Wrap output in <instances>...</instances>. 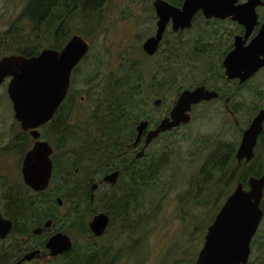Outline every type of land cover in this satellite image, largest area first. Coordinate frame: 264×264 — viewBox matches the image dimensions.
<instances>
[{"label":"rangeland","instance_id":"1","mask_svg":"<svg viewBox=\"0 0 264 264\" xmlns=\"http://www.w3.org/2000/svg\"><path fill=\"white\" fill-rule=\"evenodd\" d=\"M26 1L0 0V57L13 53L8 51L17 46L10 39L4 40V31L22 11ZM152 1L106 0L95 13L74 17L72 34L82 35L89 41L90 48L84 56L86 58L78 63L71 74L69 88L74 97V107L72 111H67H71L69 125L77 124L83 128L90 124L89 115L95 106L97 90L103 87L107 78H121L128 72L129 66L134 69L136 64H140L138 80L141 85V100L138 101L140 108L147 112L151 120H156L166 108L164 103L154 107L153 98L165 93L171 101L175 89L169 93L159 89L153 84L150 74L155 73V77L163 80V72L170 70V77L179 76L183 84L209 76L208 68L217 61L225 45L219 35L222 34L221 30L228 26L227 22H206L202 16H198L194 26L182 34L167 33L166 42L164 40L159 50L149 56L144 53L141 44L154 32L157 17L152 8ZM25 28L28 30L24 24L23 29ZM24 33L25 36L35 37L31 31ZM20 36L24 43V35L20 33ZM15 38L19 42L16 36ZM51 39L52 37L42 35L32 43L45 48L49 47ZM146 69L150 70L147 72ZM7 82L8 79L0 85V211L3 209V194L6 188L18 187L20 183V164L25 148V138L19 141L22 131L13 118L12 105L6 93ZM134 100L135 104L137 100ZM233 102L240 110L237 116L240 125H234L233 118L222 103L211 102L192 110L188 123L162 134L149 145L147 152L159 153L166 146L172 149L169 162L149 185L138 193L136 202L133 198L129 199L130 204L134 206V212L122 209L123 221H133V227L121 229V217L113 212L115 226L120 229L116 231L115 236L99 238L102 241L108 240L110 253L114 256L112 264H194L206 228L214 218V212L212 207H207L206 213H203L200 210L201 205L193 202L192 194L196 186H189V180L198 174V166L212 142L227 139L237 146L241 129L252 118L254 107L264 106V72L237 90ZM134 104H127V109L133 110ZM133 112L143 116L139 111ZM86 130L83 129L82 133ZM44 133L53 143L57 142L56 134L51 133L49 128L44 130ZM14 142H17L16 146L13 145ZM30 142L31 139L29 144ZM72 144V140H68L57 154L67 150L63 153L65 159L75 156L79 163L84 164L87 158L79 157L76 152L70 151ZM250 163L251 168H257L256 170L264 173V134ZM236 181L237 179L231 191ZM243 187L247 189L245 184ZM187 188L190 191L185 196ZM262 202L264 203V192ZM97 203V209L103 208L99 201ZM71 230L74 232L73 236L80 234L76 228ZM255 234L247 264H264V215ZM33 264L56 262L43 257Z\"/></svg>","mask_w":264,"mask_h":264},{"label":"water","instance_id":"2","mask_svg":"<svg viewBox=\"0 0 264 264\" xmlns=\"http://www.w3.org/2000/svg\"><path fill=\"white\" fill-rule=\"evenodd\" d=\"M235 1L183 0L178 7L166 0H154L152 5L157 16L156 29L153 35L143 41L142 50L147 55L154 54L158 50L169 20L171 19L174 30L190 27L193 15L198 10H201L205 18L231 16L232 19L247 25L249 5H235ZM250 8L253 10V5ZM261 30L262 34L259 37L263 38L264 23ZM257 41L258 39H254L246 46H242V42H235V47L223 60L224 72L228 78L236 77L243 82L258 67L264 65V60L259 58V52L257 53L254 48ZM89 48L90 43L87 39L79 33H73L59 49L45 47L35 55L10 53L0 57V85L8 79L6 93L12 105L13 118L18 122L20 130L27 131L34 140L21 164L24 183L33 191L47 188L53 168L52 146L48 141L39 139V129L53 118L70 87L72 70L84 58ZM217 95L216 91L208 90L204 86L183 90L169 115L146 133L144 146L137 155H141L148 143L160 132L180 123H187L192 104ZM154 105H159V99L154 100ZM263 121L264 109H261L241 133L235 151L236 160L244 159L248 162L253 158L257 138L263 129ZM147 124L146 120L138 123L136 138L132 145L138 143ZM118 175L119 172L114 170L102 176L99 182L108 183L113 187ZM96 186V183L92 184V190ZM247 186V189H244L243 183L238 181L231 193L226 196L206 228L194 264H247L252 237L264 215L260 206L264 192V174L250 175L247 178ZM107 221L108 217L103 213L93 217L90 227L95 235H100L104 231ZM10 229L11 221L0 214V238H4ZM47 246L55 253L62 252L71 247V239L63 234H56L49 240Z\"/></svg>","mask_w":264,"mask_h":264},{"label":"trees","instance_id":"3","mask_svg":"<svg viewBox=\"0 0 264 264\" xmlns=\"http://www.w3.org/2000/svg\"><path fill=\"white\" fill-rule=\"evenodd\" d=\"M106 0H27L22 11L13 20L9 27L4 31V40L10 39L16 43V47L8 52H15L26 56L35 55L41 49L40 44L32 43L33 40H38L42 35L52 37L49 47L59 49L70 38L73 31V21L76 15L88 16L90 13H95ZM28 27V30L24 27ZM25 31H31L35 37L25 36ZM23 34L25 42L21 36ZM15 36L19 39L16 41ZM48 42V41H46ZM19 43V44H18ZM44 44V43H43ZM86 58V57H85ZM84 58V59H85ZM76 69V67H75ZM128 72L120 78L109 77L103 83V87L97 90L94 104L89 115L90 124L86 127L78 126L77 124L66 125L64 120L56 122L57 116L63 117L64 113L70 110L67 107L65 111L62 103L55 116L46 124L45 128L53 133L61 132L65 129L68 139H60L57 144L54 143L57 150L72 140L73 144L69 147L70 151H74L79 157H86L84 164L79 163L75 156L68 160L63 157L64 150L54 157L55 171L53 182L59 185L58 174L62 169L67 172V182L62 186L61 190H72V198L77 203L75 198L76 190L86 189L90 182L100 176L106 170L118 167L120 162L122 172L119 182L116 186L110 189L108 194L109 207L108 210L115 214L123 215L122 209H129L134 212V206L130 204L129 199L133 198L136 202L138 193L149 185L156 173L163 165L169 161L172 149L168 146L164 147L161 152L145 153L142 157H132L130 160H122L121 155L124 150V144L134 134V124L140 115L133 111H139L143 115L147 112L140 108L141 100V85L139 82V72L134 71L133 67H128ZM131 72V73H130ZM157 80H159L156 77ZM170 90L179 88L183 82L179 76L170 77ZM155 81V80H153ZM162 81V80H161ZM172 81V82H171ZM72 97V92L69 88L67 98ZM136 99V103L134 104ZM234 105L236 106L235 102ZM127 104H134L133 110L127 109ZM62 111V112H61ZM132 111V112H131ZM61 113V114H60ZM71 116V111L68 113ZM83 129H87L82 133ZM40 130V129H39ZM25 134V148L29 147L28 132ZM263 134L260 135V139ZM235 143L227 139H217L208 146V150L204 154L201 163L198 166V174L193 176L189 186L195 185L193 190V202L201 205V211L206 213L207 207H212L218 210L225 197L231 193V187L235 180L245 182L247 175H260L261 170L251 168L252 163L243 165L242 162H236L234 158ZM150 159H153L155 164L149 165ZM64 163V164H62ZM156 167L155 176L152 178L150 169ZM78 168V172H74ZM125 179V182L123 180ZM242 182V183H243ZM10 188V204L8 209L11 210L20 199L17 193L19 189L26 192V206H37L35 199H42L43 194H30L31 190L28 186L19 184ZM14 188V189H13ZM57 189H49L55 191ZM61 190H59L61 192ZM189 188L185 191L187 196ZM68 194V191L67 193ZM69 199V198H67ZM82 201L86 202V197L81 196ZM264 204V203H263ZM88 205L87 203L85 206ZM264 211V205H262ZM6 207V206H5ZM137 203H135V208ZM218 208V209H217ZM217 212V211H216ZM9 213V212H7ZM213 214V216H214ZM10 215V214H9ZM121 229L133 227L132 222L121 221ZM114 256L110 253V247L99 238H89L82 244H74L72 249L65 256L58 257L56 264H112ZM2 264H9L2 262Z\"/></svg>","mask_w":264,"mask_h":264},{"label":"flooded vegetation","instance_id":"4","mask_svg":"<svg viewBox=\"0 0 264 264\" xmlns=\"http://www.w3.org/2000/svg\"><path fill=\"white\" fill-rule=\"evenodd\" d=\"M154 1V0H153ZM152 1V3H153ZM170 2L173 5H176L178 7L181 6L183 3V0H166ZM235 5H240V4H245L249 5V8L247 10L248 15L246 17V20L248 24H244L242 22H239L236 19H232L231 16H227L225 18H216V17H211V18H205L201 12V10H198L195 12L193 15V18L191 20V26L190 27H184V28H178L177 30H174L172 28V22L171 19L166 25V28L163 32L162 40L159 43L158 50L160 48V45L165 39V36L167 33H170L171 35H178L182 34L186 30L192 28L195 23V18L196 17H203L206 22L215 21V22H220L224 23L227 22L228 26L223 28L221 30V35H219V39L225 43L224 47L221 49V52L219 54V57L216 62L211 64V68H208L207 74L209 76H204L201 80L198 81H192L193 83L190 84H182L179 88L175 89L173 91L175 93L173 99L170 101L168 98V95L165 93H162L160 96H155L152 100V105L154 107L160 106L162 103L166 106L165 110L163 111L162 115L158 116L156 120H151V118L147 115H143L139 120H137L134 124V134L133 136L124 144V150L121 155V159L124 160H130L132 157L138 158L142 157L149 149V145L159 138L162 134L166 132H170L172 130H175L178 126H181L186 123H180L177 126H174L173 128L160 132L157 137L153 138L148 145L144 148V151L141 155H137L139 151L143 148L144 142H145V135L150 129H154L156 125L161 121L162 118L166 117L169 115L177 97L183 90H193L196 87L199 86H204L208 90H214L217 92V97H213L208 100H201L198 103L192 104L191 105V110L189 112L190 114V119L191 120V111L196 109L200 105H206L211 102H220L223 104V107L227 110L229 115L233 118V122L235 126L240 125V122L238 120V114L240 110L238 109L237 106L234 105L233 102V97L234 94L237 90H240L241 87L246 86L250 81H253L259 74L264 72V65L258 67L255 72L249 76L246 80L243 82H240L239 78H228L224 72L225 67L223 65V60L226 57L227 53L232 50L235 47V42H242V46H246L250 44L254 39H258L257 43L255 44L254 48L256 49V52H259V58L264 60V37L260 38L262 34V25L264 23V0H236ZM253 5V10L250 8V6ZM152 8L155 13V8L152 5ZM156 16V14H155ZM157 17V16H156ZM157 21V19H156ZM156 21H155V28L154 32L151 34L153 35L155 33L156 29ZM251 24V26H249ZM170 27L171 30L168 31V28ZM150 35V36H151ZM149 37V36H148ZM259 37V38H256ZM147 38V37H146ZM238 40V41H237ZM260 41V42H259ZM263 42V43H262ZM143 43V42H142ZM142 45V44H141ZM142 48V47H141ZM157 50V51H158ZM156 51V52H157ZM155 52V53H156ZM146 53V52H144ZM147 54V53H146ZM154 55V54H152ZM151 56V55H149ZM136 64V63H134ZM75 68L72 70L74 72ZM134 70H138V74L140 75V64H136L134 66ZM150 69H146L148 72ZM72 74V73H71ZM165 75V78L161 80L156 79V75L150 74V78L153 80V84L157 86L159 89H163L167 91V93L171 92L170 90V70H165L163 72ZM69 91V88H68ZM68 94V92H67ZM67 94L65 98H67ZM63 99L61 104L63 103L64 107L68 106L70 110H73L74 107V97L69 96L68 101L66 99ZM159 99V105H154V100ZM166 101H169L168 103ZM61 104L58 106L57 109L61 106ZM151 105V106H152ZM264 109V106H259V107H254V110L252 112V118L259 112V110ZM256 111V112H255ZM57 112V110L55 111ZM62 112V111H61ZM56 113H54L55 116ZM61 114V113H60ZM60 116V115H59ZM57 116L56 122L61 121L62 119L64 120V124L69 125L70 122V115L68 112L64 113L63 117ZM251 119H249L248 124L241 129L242 131L249 125L251 122ZM141 120H146L148 122L147 126L145 129H143L140 139L136 145H132V142L136 138L137 130L136 127L138 126V123ZM188 121V122H189ZM187 122V123H188ZM20 128V127H19ZM43 128V130H42ZM47 128L41 127L40 128V136L39 139L46 140L49 142V144L52 146V154H51V159L53 163V168H52V175L49 181V184L46 189L42 191H33L31 190L30 194H43L44 196L42 199L36 198L35 201L37 202V206H30L27 207L24 196H26V192L23 190L19 189L18 190V196L19 200L16 202L17 205H15L11 210L8 209V206L10 204L9 197L10 196V187L6 188V192L3 194V209L0 211V214L2 217L8 219L11 221V229L9 233L4 237L0 238V264L2 262H8L9 264H16L19 262V264H33L37 261H39L43 257H47L50 260L55 261L58 259V257L65 256L70 252L74 244H82L89 238H101V237H111L115 236V233L117 230L120 228L115 226V218L114 214L116 211L113 212L108 210V204H109V197L108 194L110 192V189L112 188L108 183H100L99 180L104 176L105 174L112 172L114 170L120 171V174L118 175V179L116 184L119 182L121 172H122V167L121 165L123 162H120L118 167L108 169L106 172L101 174L100 176L96 177L92 182L89 183L86 189L83 190H76V194L74 195L75 198L77 199V203L75 200L70 199L72 198V190H61L62 185L67 182V172H65L62 169V172L58 174L59 178V185H56L53 182V176H54V171H55V164H54V157L57 155V149L52 142L51 139H49L47 136H45L44 130ZM61 129V132L58 133H53L56 134L57 138L55 139L56 141L60 139H68V136L65 133V129ZM27 132V131H25ZM264 134V121H263V129L262 132L260 133ZM20 135V134H19ZM260 135L257 138L256 145L254 147V155H255V148L257 144H259V138ZM25 138V134L22 131V135L19 136V141ZM240 141V140H239ZM34 140H32L31 144L29 147L24 148L23 155H22V160L23 157L26 153V151L32 146ZM17 142H14L13 145L16 146ZM25 144V143H24ZM57 144V142H56ZM239 144V142H238ZM237 144V146H238ZM236 146V148H237ZM235 148V151H236ZM155 152V151H152ZM150 153V152H147ZM234 158H235V152H234ZM254 158V156H253ZM252 158V159H253ZM251 159V160H252ZM21 160V164H22ZM236 160V158H235ZM249 160L248 162H245L244 159H241L240 161L236 160V162H242L243 165H247L250 163ZM169 162V161H168ZM165 163L163 165H160V168L156 173L161 172V170L168 164ZM21 164H20V183L25 186H27L24 183L23 176L21 174ZM155 164L153 159H150L149 165ZM156 167H153L150 169V175L152 178L155 176V171ZM74 172H78V168H75ZM198 172V170H197ZM196 172V173H197ZM155 173V174H154ZM264 174V173H262ZM261 175V174H260ZM250 175H247L245 178V182H243V185L245 184L247 186V178ZM258 176V175H256ZM193 179V177L190 178V181ZM96 183L97 186L94 190H92L91 185ZM188 183V184H189ZM116 184L114 186H116ZM237 184V183H236ZM113 186V187H114ZM248 187V186H247ZM57 189L55 191H48L49 189ZM61 190V192L59 191ZM68 194H65L67 193ZM81 196L86 197V202L82 201ZM263 197V196H262ZM69 198V199H67ZM100 202L103 205V208L97 209L95 205H97V202ZM88 204L85 206V204ZM262 205V199L260 202V206L263 207ZM6 206V207H5ZM91 207V208H90ZM9 212V213H7ZM99 213H103L108 217V221L106 224V227L104 231L100 235H95L94 231L90 227V222L93 219L94 216L98 215ZM10 214V215H9ZM121 217V221H123V215L120 214L118 215ZM120 226V224H119ZM71 228H76L80 231V234L78 236H73L74 232L71 230ZM257 233V231H256ZM56 234H63L66 237L71 239V247L67 250H64L62 252H54V250L49 248L47 246V243H49V240L55 236ZM256 234H254L255 236ZM253 236V237H254ZM252 237V238H253ZM107 241L103 242L105 245L107 244ZM55 243V242H54ZM57 245V244H56ZM54 246V245H53ZM109 246V245H108ZM251 246V244H250ZM57 249V248H56ZM59 250V249H58ZM32 254V255H30ZM251 254V251H250ZM250 257V255H249ZM249 260V259H248ZM248 263V262H247Z\"/></svg>","mask_w":264,"mask_h":264},{"label":"bare ground","instance_id":"5","mask_svg":"<svg viewBox=\"0 0 264 264\" xmlns=\"http://www.w3.org/2000/svg\"><path fill=\"white\" fill-rule=\"evenodd\" d=\"M119 172V174H120V171H118Z\"/></svg>","mask_w":264,"mask_h":264}]
</instances>
